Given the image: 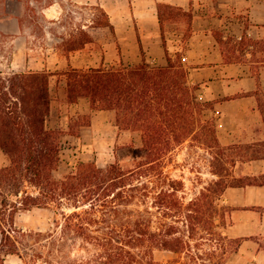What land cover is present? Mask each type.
I'll use <instances>...</instances> for the list:
<instances>
[{"label": "trees", "instance_id": "16d2710c", "mask_svg": "<svg viewBox=\"0 0 264 264\" xmlns=\"http://www.w3.org/2000/svg\"><path fill=\"white\" fill-rule=\"evenodd\" d=\"M91 9L101 15L92 17V28H113L101 6ZM157 18L164 64L148 62L138 39L139 63L73 67L69 54L92 42L83 25L57 45L68 62L61 73L67 103L85 98L90 110L114 113L117 137L123 132L139 134L140 146L129 142L126 160L119 159L118 150L124 146L117 144L113 163L100 167L80 161L57 178L64 131L45 125L49 78L56 73L0 72V148L9 157V164L0 168V264L8 255H17L23 264H225L229 253L237 251L240 239L225 233L224 211L229 208L220 199L228 187L264 186V175L212 173L217 179L184 201L183 182L163 170V159L178 145L199 139L222 165L264 160V139L220 145L214 114L218 101L200 99V86L190 83L181 55L168 54L159 14ZM258 108L264 124L259 99ZM33 208L54 213L50 256L74 244L83 256L60 260L29 253L28 239L40 232L17 228L14 217ZM157 251L174 256L159 261Z\"/></svg>", "mask_w": 264, "mask_h": 264}, {"label": "rangeland", "instance_id": "374dc122", "mask_svg": "<svg viewBox=\"0 0 264 264\" xmlns=\"http://www.w3.org/2000/svg\"><path fill=\"white\" fill-rule=\"evenodd\" d=\"M95 5L101 6L107 13L112 29L90 26L92 17H101L99 11L91 9ZM229 6L235 9L228 0H0V72L56 73L49 78L52 115H48L45 121L49 129H55V124L63 121V126L56 128L63 130L64 136L60 139V162L54 175L61 178L73 171L80 161H94L100 167L113 163L117 144L124 146L118 150L120 160L128 159L126 157L130 151L127 147L129 142L135 147L140 146L137 132H123L120 137L116 136L117 127L112 111L99 114L92 110L80 112L78 108L74 111V105L70 107L71 104L67 103L65 77L61 73L67 70L68 62L57 48L62 38H67L79 25H83L92 36L91 43L69 54L68 61L73 67L118 65L120 61L124 64H136L132 63V59L141 55L138 45V39L141 40L139 32L148 33L149 41L146 42L151 46L154 42L152 21L158 20L157 14L163 24L166 50L178 49L177 53L181 55L186 50L191 35V10L221 15L228 12ZM159 33L161 34L160 30ZM228 46L232 50L237 48L233 39L229 41ZM170 56L175 57L172 54ZM258 99L264 108V94H258ZM91 123L94 124L93 130H84V127L90 126ZM218 125L219 122L216 121L219 140L222 139V127ZM80 134L85 137L83 143ZM88 140H94V145L87 144ZM199 141L189 139L163 159V170L183 182L184 191L180 195L184 197V201L196 196L209 181L216 180L217 176L212 173L237 176L236 164L222 165L219 159H212L211 151ZM219 143L222 145L221 141ZM27 189L32 191L31 188ZM228 212V209L224 211L226 228L229 225ZM53 216V211L45 208H33L15 214L14 222L17 228L26 232H40L39 236L34 235L28 239V252L43 253L47 254L46 258L49 256L51 259L60 260L82 257L83 252L78 248V244L67 247L62 253L54 251L51 256L47 253L50 250L48 243L52 240L48 236L56 235ZM233 253L230 252L228 257L233 256ZM173 256V253L168 251H157L154 254L155 259L159 261ZM228 257L225 264L231 263L232 258ZM5 264L23 263L17 255H8Z\"/></svg>", "mask_w": 264, "mask_h": 264}, {"label": "crops", "instance_id": "0c3cea01", "mask_svg": "<svg viewBox=\"0 0 264 264\" xmlns=\"http://www.w3.org/2000/svg\"><path fill=\"white\" fill-rule=\"evenodd\" d=\"M228 3L235 9L229 6L228 12L221 15L191 10V35L186 50L181 53L190 83L200 86L198 96L218 101L214 114L218 126L222 127V139H219L222 145L264 139V124L258 108V94H264V0H228ZM152 27L154 42L151 46L146 42L148 33L139 32L144 57L147 61L164 64L165 49L157 19L152 21ZM231 39L237 44L235 50L228 46ZM177 50L167 49L172 56ZM132 60V63L140 62L141 55ZM72 105L74 111L77 108L80 112L90 111L85 98L70 107ZM101 112L104 111L96 113ZM51 115L50 111L48 117ZM61 126L62 120L53 128ZM93 126L91 123L84 130H91ZM80 137L83 143L85 137L83 134ZM94 142L86 143L94 145ZM8 164L9 157L0 148V168ZM235 169L237 176L261 177L264 160L236 162ZM220 202L229 208L225 233L230 238L240 239L237 251L228 257L232 258L230 264H264V186L228 187Z\"/></svg>", "mask_w": 264, "mask_h": 264}]
</instances>
